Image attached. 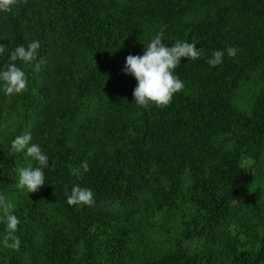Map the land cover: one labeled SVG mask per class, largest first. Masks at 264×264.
I'll list each match as a JSON object with an SVG mask.
<instances>
[{
    "label": "trees",
    "instance_id": "16d2710c",
    "mask_svg": "<svg viewBox=\"0 0 264 264\" xmlns=\"http://www.w3.org/2000/svg\"><path fill=\"white\" fill-rule=\"evenodd\" d=\"M161 30L195 43L166 107L138 105L124 71ZM38 41L28 91L0 81V193L20 223L0 264H264V0H19L0 11V71ZM225 51L216 67L207 63ZM35 63V62H34ZM31 134L49 157L45 185L19 189L14 152ZM87 161L89 171L81 163ZM79 168L81 175H72ZM96 204L69 205L74 186Z\"/></svg>",
    "mask_w": 264,
    "mask_h": 264
},
{
    "label": "clouds",
    "instance_id": "9594fccd",
    "mask_svg": "<svg viewBox=\"0 0 264 264\" xmlns=\"http://www.w3.org/2000/svg\"><path fill=\"white\" fill-rule=\"evenodd\" d=\"M19 0H0V11L10 12ZM26 3L27 0H24ZM163 30L157 33L146 45L142 55H128L124 71L131 74L137 80V86L133 91L135 102L147 108L154 104L157 107L168 106L173 96L181 92L185 84L176 75L175 69L181 63L182 58L191 60L200 59L204 55L202 48H197L195 43L186 41H177L171 47L163 42ZM6 46L0 44V54H3ZM38 41L30 42L27 47L17 46L9 56V63L5 70L0 71V81L4 84L6 95L23 94L28 91V78L24 70L18 67L16 61L31 65L33 70L39 72L43 61H38ZM225 51L229 57H235L238 49L228 47L226 50H216L212 53L207 63L216 67L223 62ZM35 62V63H34ZM32 137L30 133L17 136L11 142V149L14 152H25L37 162L33 167L29 164L27 167L18 169L19 189H27L28 193H35L45 185L44 169L49 167V157L38 144H30ZM84 172L89 171L87 161L81 163ZM72 175H81L79 168L72 169ZM67 203L69 205H86L93 207L96 204L95 195L89 188H82L76 185L68 195ZM0 212L3 213V219L6 223L7 234L3 238L4 247L19 250L21 241L15 235L20 223L18 217L14 214V205L6 200V197L0 193Z\"/></svg>",
    "mask_w": 264,
    "mask_h": 264
}]
</instances>
